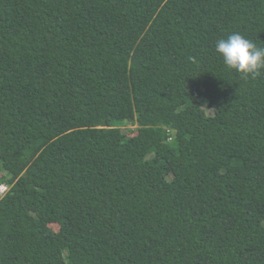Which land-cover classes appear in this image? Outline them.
<instances>
[{
    "label": "trees",
    "instance_id": "16d2710c",
    "mask_svg": "<svg viewBox=\"0 0 264 264\" xmlns=\"http://www.w3.org/2000/svg\"><path fill=\"white\" fill-rule=\"evenodd\" d=\"M233 33L264 47V0H0V264H264Z\"/></svg>",
    "mask_w": 264,
    "mask_h": 264
},
{
    "label": "clouds",
    "instance_id": "9594fccd",
    "mask_svg": "<svg viewBox=\"0 0 264 264\" xmlns=\"http://www.w3.org/2000/svg\"><path fill=\"white\" fill-rule=\"evenodd\" d=\"M215 52L225 67L244 79L254 78L264 70V47H257L239 33L217 40Z\"/></svg>",
    "mask_w": 264,
    "mask_h": 264
},
{
    "label": "built area",
    "instance_id": "2783aa9c",
    "mask_svg": "<svg viewBox=\"0 0 264 264\" xmlns=\"http://www.w3.org/2000/svg\"><path fill=\"white\" fill-rule=\"evenodd\" d=\"M1 189L3 190V192H1ZM7 191V188L5 186H0V195L3 196Z\"/></svg>",
    "mask_w": 264,
    "mask_h": 264
},
{
    "label": "rangeland",
    "instance_id": "374dc122",
    "mask_svg": "<svg viewBox=\"0 0 264 264\" xmlns=\"http://www.w3.org/2000/svg\"><path fill=\"white\" fill-rule=\"evenodd\" d=\"M212 113V111H210V110H207V114H211ZM132 129H134V128H136V126H134V127H131ZM127 129V128H126ZM128 129H129V127H128ZM124 132H126V130H123ZM1 192H3V190L1 189ZM52 229H54V230H56V228L55 227H52Z\"/></svg>",
    "mask_w": 264,
    "mask_h": 264
}]
</instances>
